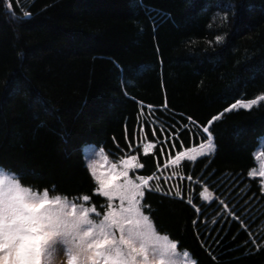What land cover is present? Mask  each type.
Returning <instances> with one entry per match:
<instances>
[{
	"label": "trees",
	"instance_id": "1",
	"mask_svg": "<svg viewBox=\"0 0 264 264\" xmlns=\"http://www.w3.org/2000/svg\"><path fill=\"white\" fill-rule=\"evenodd\" d=\"M262 94L264 0H0V170L20 174L32 192L55 188L50 195L71 200L94 195L85 146L115 163L136 155L144 167L130 178L152 177L145 202L158 233L198 264H264V246L250 240L264 238V193L250 176L264 152V101L223 112ZM221 113L211 126L214 152L169 166L165 153L174 157L175 148L159 143H171L164 132L188 116L206 125ZM180 131L182 151L207 142L195 125ZM205 180L211 203L199 195ZM157 187L180 188L182 199ZM220 200L246 228L218 215Z\"/></svg>",
	"mask_w": 264,
	"mask_h": 264
},
{
	"label": "snow or ice",
	"instance_id": "2",
	"mask_svg": "<svg viewBox=\"0 0 264 264\" xmlns=\"http://www.w3.org/2000/svg\"><path fill=\"white\" fill-rule=\"evenodd\" d=\"M26 19L30 20L31 17L27 16ZM222 39L216 37L218 42ZM261 101H264V94L247 102L237 99L223 112L251 108ZM140 106L144 107L143 104ZM161 109H168L166 100ZM148 110L153 112L156 109L148 105ZM222 114L212 115L206 125L197 124L188 116V125H181L177 121L170 126L171 130L164 132V136L170 135L171 143L167 139L159 143L168 144L169 151L175 148V155L169 157L165 153V158L170 159L173 165L197 160L191 151L186 153L181 150L187 145L182 139L184 133L180 128L187 132L189 125H195L198 131L202 129L201 139L206 134L207 153L202 152L200 158L213 153L215 145L211 126ZM140 134L143 135V130ZM156 135L153 131V136ZM125 139H129L127 129ZM153 149L152 142L143 144L144 153ZM91 155L89 153V159ZM142 167L144 165L136 155L122 157L119 163H109L106 156L103 157V163H88L87 173L94 181V195L77 194L71 200L67 196L50 195V192L56 191L55 188L45 189L42 194L39 191L32 192L29 187L23 186L18 178L20 174L0 173V264H53L57 253L67 257V264H174L173 258L179 245L167 235L161 236L158 233L152 207L145 202L152 177L140 175L135 179L130 178V171ZM98 168L106 171L98 174ZM261 175L264 176V173ZM188 180L192 182L193 177L189 175ZM201 186L203 190L199 193L200 197L213 202L215 197L209 190L207 180ZM155 191L165 197L182 199L180 188L174 193L163 191L160 187ZM261 192L264 193V187H261ZM95 197L106 198L107 203L96 205L93 203ZM187 204L200 214V208L192 198L187 200ZM219 204L222 209L218 215L226 214L233 220H239L242 229L247 227L226 201L220 200ZM197 223V220L192 221L193 226ZM250 240L257 250L264 246V238L257 241L250 237ZM184 255L187 257L188 253ZM192 264H198V261Z\"/></svg>",
	"mask_w": 264,
	"mask_h": 264
},
{
	"label": "rangeland",
	"instance_id": "3",
	"mask_svg": "<svg viewBox=\"0 0 264 264\" xmlns=\"http://www.w3.org/2000/svg\"><path fill=\"white\" fill-rule=\"evenodd\" d=\"M237 109H249V108H237ZM233 110H235V109H233ZM189 151H191L195 156H197V158H200L202 152L207 153V142L203 145V147L201 146V147L189 150ZM189 151H186V153ZM89 153L92 154L90 159L88 158ZM83 157H84V162H85L86 167H87L88 163H103V157H105V155L102 151L98 150L96 147H94L92 145H88V146H85L83 148ZM108 161H109V163H112L110 160H108ZM256 161H257V168L250 172V176L259 178L261 181L262 187H264V176L261 175V173H264V152H259L256 154ZM169 166L173 167L176 165H173L170 162ZM101 171H106V169H100V168L97 169L98 174ZM0 173L8 174V173H5L1 170H0ZM8 175H11V174H8ZM202 200L206 203H209V201H205L203 198H202ZM116 203L118 204L119 201H116ZM56 257L61 258L62 264H67V257L65 255L57 253L55 258ZM173 260H174V264H192V262H193L188 255H187V257H185L184 253H180L178 251H177L176 256L173 258Z\"/></svg>",
	"mask_w": 264,
	"mask_h": 264
},
{
	"label": "clouds",
	"instance_id": "4",
	"mask_svg": "<svg viewBox=\"0 0 264 264\" xmlns=\"http://www.w3.org/2000/svg\"><path fill=\"white\" fill-rule=\"evenodd\" d=\"M53 264H62V260L59 257H56L53 261Z\"/></svg>",
	"mask_w": 264,
	"mask_h": 264
}]
</instances>
